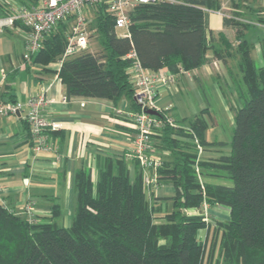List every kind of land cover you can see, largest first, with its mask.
<instances>
[{
  "label": "trees",
  "instance_id": "16d2710c",
  "mask_svg": "<svg viewBox=\"0 0 264 264\" xmlns=\"http://www.w3.org/2000/svg\"><path fill=\"white\" fill-rule=\"evenodd\" d=\"M224 1L138 4L129 12L124 36L118 35L106 6L97 4L92 22L100 50L69 58L52 72L64 85L66 99L116 101L125 96L138 111L127 73L129 53L134 52L147 71L166 69L172 74L180 69L191 72L217 59L227 69L239 101L231 106L230 142L205 139L203 111L178 119L172 108L156 109L155 116L172 122L152 137L151 147L164 154L149 153L161 162L151 172L156 176L153 186L145 184L138 161H132L131 171L124 155L101 159L95 181L88 170L76 172L69 227L56 222L58 205L50 215L29 220L0 201V264H264V64L256 65L247 36L257 25L264 29V6L226 1L229 13H223L222 22L233 30L230 41L208 24L209 13L222 12ZM30 3L36 0H0V17L9 15L12 6ZM71 22L70 16L60 21L26 65L55 62L63 53ZM261 49L264 59V44ZM49 132L44 131L47 136ZM206 178L231 184L208 183ZM169 183L174 195L157 197V188ZM204 205L228 207V220L213 221L209 212L203 214ZM210 228L218 239L219 257L214 256L213 243L207 248L198 238L200 230Z\"/></svg>",
  "mask_w": 264,
  "mask_h": 264
},
{
  "label": "crops",
  "instance_id": "0c3cea01",
  "mask_svg": "<svg viewBox=\"0 0 264 264\" xmlns=\"http://www.w3.org/2000/svg\"><path fill=\"white\" fill-rule=\"evenodd\" d=\"M248 1L250 3V0ZM251 1L253 7L264 6V0ZM222 18L219 13L210 12L209 28L214 33L226 34L231 41L234 39L233 30L223 26ZM15 29L23 33L18 28ZM254 31L261 34V37L251 36ZM13 33L14 29H7L1 34ZM247 36L253 42L252 57L256 49L255 41L261 38L258 45L262 56L264 29L257 25ZM23 43L24 40L19 46L20 57L16 58H20L18 61L21 65H17L18 61L13 62L9 54H0V79L2 73H5L1 86L2 99L12 102L14 96L15 102L24 105L29 95L38 94L42 89L48 88L47 95L53 99V103L45 109V118L58 127L49 128L48 137L54 149L36 152L32 149L28 126L24 120L25 110L0 120V187L3 189L5 202L16 212L24 214V206L28 200L33 201L31 212L35 217L50 215L52 206L58 205L60 215L56 222L62 227H69L75 206L76 172L81 169L88 170L95 181L101 159L122 157L133 148L132 138L135 130L129 115L136 107L125 96L116 101L83 97L65 99V87L55 78L56 72H52L56 69L57 60L44 67L30 64L28 67L22 61ZM88 52L91 51L88 49ZM207 56L212 57V54ZM256 59L258 66L264 64L263 57ZM233 94L235 95L230 86L227 69L216 59L189 72V75H179L173 85L160 86L153 108H172V114L178 119H188L203 111V119L207 124L205 139L209 142L225 141L228 139L225 133L220 131L212 140L208 138L207 132L211 129V119L216 111L226 123L229 122V118L234 114L231 109ZM228 127L234 128V123H229ZM153 142L154 138L152 144ZM153 151L155 152V149H152L151 155L157 157L163 154L157 150L155 153ZM125 161L132 171L133 162L127 159ZM205 181L213 184H231L226 179L206 178ZM174 193V187L170 183L160 185L156 190V196L160 198L172 197ZM161 204L164 206L163 202ZM209 213L213 221L224 222L228 220L229 209L215 205L209 208ZM211 228L208 231L200 230L198 238L207 248L213 243L214 256L219 257L218 239L213 237Z\"/></svg>",
  "mask_w": 264,
  "mask_h": 264
},
{
  "label": "built area",
  "instance_id": "2783aa9c",
  "mask_svg": "<svg viewBox=\"0 0 264 264\" xmlns=\"http://www.w3.org/2000/svg\"><path fill=\"white\" fill-rule=\"evenodd\" d=\"M176 0H36V4L16 5L10 7V14L0 17V33L5 29L23 31L25 40L23 43L22 61L29 63L43 46V40L47 34L55 30L60 21L66 17H72L68 29V36L63 53L55 63L59 69L62 63L72 57L78 56L89 49L91 37V21L86 16L88 9H93L97 4L106 6L107 11L114 17L115 29H125L128 32L129 12L138 4L156 2H175ZM219 13V12H217ZM21 26H16L15 23ZM131 64L127 69L128 79L134 88L133 98L139 106L138 111L132 112L129 117L135 130L132 138V149L125 155L129 161H138L144 172V182L148 186L156 183V176L152 174L161 165L158 159L150 156L152 151V137L154 133L161 130L166 123L170 124V118H159L149 115L146 110L152 109L154 99L160 86H170L176 83L177 77L181 74L189 75V72L182 69L179 73L172 74L166 69L155 72L145 70L139 63L134 52L127 55ZM217 65V63H214ZM60 81L58 75L55 76ZM5 79L2 73L0 79V120L16 115L25 110L24 120L28 124L29 139L32 142V149L36 152L41 150L54 149L50 138L44 133L47 128H57L45 118V109L53 103V99L47 95L48 88L42 89L38 94L28 96L26 104L10 102L2 99L1 86ZM66 99V98H65ZM56 150V149H55ZM0 201L4 202V192L0 187ZM31 200L26 201L24 212L31 215ZM209 209L203 206V214L207 215ZM32 217V215H31ZM30 217V218H31ZM29 220H32L29 219Z\"/></svg>",
  "mask_w": 264,
  "mask_h": 264
},
{
  "label": "rangeland",
  "instance_id": "374dc122",
  "mask_svg": "<svg viewBox=\"0 0 264 264\" xmlns=\"http://www.w3.org/2000/svg\"><path fill=\"white\" fill-rule=\"evenodd\" d=\"M226 1L227 0L224 1V7H223L222 12H219V14L221 16H223V13H225L227 15L229 13V10L226 9V8H228V4ZM250 3H251L250 5H252L253 1L250 0ZM86 16L91 21V27H90L91 37L89 40V45H90L89 51L96 52V51L100 50V46H99L100 38H99V35L95 31V26H94L95 22L94 23L92 22L93 18H94V9H88ZM5 30H7V29H5ZM5 30H3L2 33H4ZM116 31H117L118 35H120V36H124L125 32H126L125 29H118ZM258 35L261 37V34H258L257 31L256 32L254 31V33L251 36L255 37ZM260 37L258 38V40L255 41L256 49H255V51H253L254 61H255L257 66L259 63H258L256 58L259 57L260 59H262V57H263V55L261 56L260 45H258V42H260V40H261ZM22 40H25V35H24V33L17 31V29H14V33L12 35L0 33V54H2V55H4V54L8 55L9 54L11 56L12 61L17 62L20 59V58L19 59H16V58L20 57L21 51H20L19 46H20V42ZM263 61H264V59H263ZM17 65H21V63L18 61ZM231 104H232V106H236V104H238L237 96H235L234 94H233V96H231ZM211 122L213 123L211 126L212 130L211 129L208 130V132H207L208 138L213 140L215 138L214 135L220 133V131H221V132L225 133L228 137V139H226L228 141L225 140V142H227V143L230 142L232 132H233V128H230L228 126H229V123H234V114L229 118V122L227 121V123H226L225 119H222L221 115L218 114L216 111V113L213 114V116H212ZM224 138H226V136H224ZM31 207H32V205H31ZM22 215L28 219H31V218L33 219L35 217L33 213H31L32 217L30 215L31 218L27 214H22ZM228 218H229V214H228ZM217 250H218V248H217Z\"/></svg>",
  "mask_w": 264,
  "mask_h": 264
},
{
  "label": "water",
  "instance_id": "95a60500",
  "mask_svg": "<svg viewBox=\"0 0 264 264\" xmlns=\"http://www.w3.org/2000/svg\"><path fill=\"white\" fill-rule=\"evenodd\" d=\"M146 113L149 114V115H156V111L152 110V109H149V110H146Z\"/></svg>",
  "mask_w": 264,
  "mask_h": 264
}]
</instances>
